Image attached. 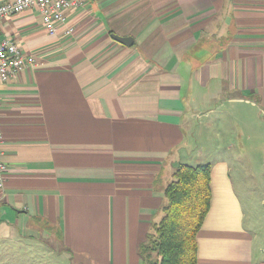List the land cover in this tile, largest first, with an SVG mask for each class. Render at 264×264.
Returning a JSON list of instances; mask_svg holds the SVG:
<instances>
[{
    "label": "crops",
    "instance_id": "crops-1",
    "mask_svg": "<svg viewBox=\"0 0 264 264\" xmlns=\"http://www.w3.org/2000/svg\"><path fill=\"white\" fill-rule=\"evenodd\" d=\"M66 17L55 35L36 10L3 21L35 63L0 86V264H144L201 144L216 157L197 264H264L231 167L239 123L264 136V0H85Z\"/></svg>",
    "mask_w": 264,
    "mask_h": 264
},
{
    "label": "trees",
    "instance_id": "trees-1",
    "mask_svg": "<svg viewBox=\"0 0 264 264\" xmlns=\"http://www.w3.org/2000/svg\"><path fill=\"white\" fill-rule=\"evenodd\" d=\"M211 165L181 164L165 191L162 220L141 247L144 264H197V236L211 207Z\"/></svg>",
    "mask_w": 264,
    "mask_h": 264
},
{
    "label": "rangeland",
    "instance_id": "rangeland-1",
    "mask_svg": "<svg viewBox=\"0 0 264 264\" xmlns=\"http://www.w3.org/2000/svg\"><path fill=\"white\" fill-rule=\"evenodd\" d=\"M206 119L204 118V122H206ZM241 119L245 118L242 116H234L232 121L239 123L238 121ZM194 124L199 125L200 123L195 120L193 121L192 127ZM241 128L242 126L239 123L237 128L238 132L236 131L234 133V143L231 153L233 154L232 159L236 164H231V167L235 185L241 195L248 218L252 217L254 219L255 222L252 223L261 224L264 222V204H260L264 196L262 186L264 185V136L259 134L256 129H247L241 132ZM189 129L186 128L187 133ZM198 151L200 152L199 156L184 160L183 164L195 167L207 164L211 159L216 157L213 158V154L208 152L206 145L201 144ZM222 151L223 153H229L227 150ZM245 186L247 189H245ZM247 194L250 196L248 197Z\"/></svg>",
    "mask_w": 264,
    "mask_h": 264
},
{
    "label": "built area",
    "instance_id": "built-area-1",
    "mask_svg": "<svg viewBox=\"0 0 264 264\" xmlns=\"http://www.w3.org/2000/svg\"><path fill=\"white\" fill-rule=\"evenodd\" d=\"M85 0H9L0 2V86L16 78L26 67L34 66L35 60L23 54L18 44L10 39H1L3 21L25 11L39 12L43 26L49 35H55L60 26L65 25L66 12L83 7ZM68 35L73 33L69 28ZM3 133L0 127V144ZM0 152V188H3L7 166L2 161Z\"/></svg>",
    "mask_w": 264,
    "mask_h": 264
},
{
    "label": "water",
    "instance_id": "water-1",
    "mask_svg": "<svg viewBox=\"0 0 264 264\" xmlns=\"http://www.w3.org/2000/svg\"><path fill=\"white\" fill-rule=\"evenodd\" d=\"M113 39L127 47H131L133 45V39L131 38H120L117 36H113Z\"/></svg>",
    "mask_w": 264,
    "mask_h": 264
}]
</instances>
